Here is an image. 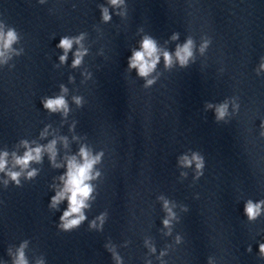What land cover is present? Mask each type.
<instances>
[{
	"label": "clouds",
	"instance_id": "clouds-1",
	"mask_svg": "<svg viewBox=\"0 0 264 264\" xmlns=\"http://www.w3.org/2000/svg\"><path fill=\"white\" fill-rule=\"evenodd\" d=\"M41 4L45 3L46 0H39ZM108 5L113 9H119L115 12L116 16L125 18L127 16V5L125 0H107ZM101 20L103 23H109L112 20V14L109 12V8L104 5H100ZM86 33L81 32L76 36H62L59 43L56 45L58 49L63 50V54L60 55L59 60L61 64L67 61L68 53L76 45L77 49L73 53L74 59L72 61V67L77 68L82 65L84 57L88 55V49L84 46L83 41L85 39ZM180 38L178 32H173L170 39L172 41H177ZM20 40L19 33L14 27H7L5 30L4 26L0 24V65H7L8 61L12 57L20 56L23 49L17 50L13 48V45L18 43ZM212 43L210 38H202V42L199 46V52L204 54ZM138 47L133 48L131 55L128 57L127 68L129 71L135 70L136 75L144 80V88H151L156 84L159 77V73H156L157 66L163 60L164 68L166 70L172 69L174 66L178 65L180 68H188L190 64L195 63V49L196 45L193 38L188 37L183 44H177L175 51H169L158 45V42L151 35L145 34L138 42ZM11 67H14L12 65ZM260 70H264V58L260 64ZM156 73V75H153ZM86 78H91V73H86ZM70 80L72 77L69 78ZM68 91L66 87L61 85V95L54 98H46L42 101L43 107L49 112H63L66 116L69 108L65 95ZM73 101L77 106L82 105V97L75 96ZM232 104L234 111H239V103L237 98H232L231 101L226 99L222 103L212 104L207 103L205 108L214 109L215 120L217 122L225 121V118L229 115V104ZM261 136H264V121L260 124ZM63 139V138H62ZM27 149L23 156H16L13 153L14 164L20 166L21 171L7 170L6 175L9 179L3 181L5 187L8 186L9 181L13 182L17 187L21 186L20 177L23 174V170L29 167L30 162L41 160V154L43 151H47L50 154V159L55 160L56 156V140H52L46 148L37 146L35 148L28 147L27 141L21 142ZM8 152L5 151L0 154V172H5ZM79 156L82 162H77L75 156L68 160L67 168L68 171L66 176H61L60 179L64 182V187L57 191L54 196L51 197L50 208L56 209L57 206L64 200H67V208L63 211L62 215L59 217V223L57 227L59 230L64 232H70L78 229L84 221L87 220L85 214V209L89 208L90 205L87 201L92 197L93 186L89 181L95 179L100 175L97 171L93 174L94 166L101 161L103 152L93 155L85 146H81L79 150ZM178 164L183 168H195L194 180H199L204 174L205 159L199 153L193 151L191 156L188 154L181 155L178 158ZM36 175V170L28 171L26 179H32ZM182 176H186V173H181ZM158 199L163 200V208L167 213V217L163 220L164 227L168 228L172 219H175V213L169 206V201L163 197H158ZM188 209L185 207L184 209ZM244 215L247 217L249 222H255L258 218L264 215V199L254 201L249 198L244 202ZM105 221V214L101 213L89 224V229L102 230ZM176 242H181V237H176ZM148 243L147 241L145 242ZM29 241L24 240L20 243L19 247L16 249L15 254L12 250H8V255L12 257V264H30V261L26 255V249L28 248ZM105 247L112 253L113 259L116 264H122V258L115 252L114 247L105 245ZM151 247V246H150ZM151 251L155 252V248L151 247ZM248 251H251V246H249ZM166 250L161 251L160 257L165 256ZM259 256L264 258V243H259ZM159 259V257H158ZM4 264V262H0ZM35 264H46L44 256H38L35 259ZM208 264H213L212 257L208 258Z\"/></svg>",
	"mask_w": 264,
	"mask_h": 264
}]
</instances>
